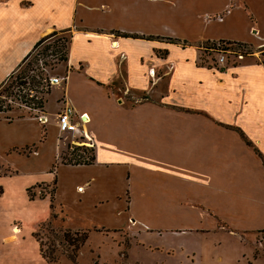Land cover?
I'll return each instance as SVG.
<instances>
[{"label": "crops", "instance_id": "obj_1", "mask_svg": "<svg viewBox=\"0 0 264 264\" xmlns=\"http://www.w3.org/2000/svg\"><path fill=\"white\" fill-rule=\"evenodd\" d=\"M93 1L0 0V88L40 40L66 30L73 36L67 74L53 86L59 90L57 113H49L46 104L39 116L0 113V157L11 165L45 159L42 164L37 160L47 175L41 183L49 185L57 176L58 207L87 204L95 213L112 207L119 214L125 200L128 219L102 230H125L136 239L151 228L159 238H188L217 227L238 238L248 262L264 264V236L259 237L264 232V66L256 61L216 69L199 64V56L180 64L169 55L154 59L155 49L174 45L116 34L175 38L192 28L193 43L233 41L264 54V0H203L200 9L193 0V15L180 9V1H187L180 0L177 10L193 16L194 25L172 17V30L157 26L167 23L171 10L176 13L174 0ZM186 68L193 73L184 75ZM193 74L199 79L194 91L188 79ZM120 78L126 88L114 95L109 85ZM203 78L209 79L205 85ZM130 89L137 96L126 94ZM66 108L72 109L73 120L87 115L84 126L91 140L80 141L91 145L95 161L59 164L53 174L63 154L57 115ZM158 142L163 145L160 158L154 155ZM23 148L32 153L21 154ZM154 158L161 160L155 172L162 177L153 174ZM156 207L172 215L151 219L150 209ZM19 230L12 227L10 237ZM161 244L170 249V242Z\"/></svg>", "mask_w": 264, "mask_h": 264}, {"label": "rangeland", "instance_id": "obj_2", "mask_svg": "<svg viewBox=\"0 0 264 264\" xmlns=\"http://www.w3.org/2000/svg\"><path fill=\"white\" fill-rule=\"evenodd\" d=\"M178 1L180 0H174L176 13L171 10L165 19L167 23L157 27H163L166 30L174 29L175 22H168V19L172 17H179L189 22L187 26L192 27L194 25L190 23L193 16L187 14L185 17L181 15L182 12L180 13L177 10ZM202 1H195L196 8L198 5L200 9ZM93 2L98 4V0ZM179 6L180 9H184L185 12H190L189 14L193 15V0L180 1ZM55 33L39 46L22 65L21 69L0 88V101H2L0 104L3 109L10 110L8 114H11V116L23 114L39 116L44 108H39L38 103L43 99L47 100V111L57 113L59 109L57 103L59 90L53 87L54 85H48L45 80H40L39 77L42 75L44 78L46 76L64 78L67 72L64 68L65 64L58 61L59 54L55 52V48L57 46L62 47L60 49L63 51L70 34L62 31ZM178 35L179 37L175 38L150 35L162 39L148 41H161L174 45L162 50L155 49L154 59L167 58L169 55L168 59L180 64L184 59L191 60L199 56V64L216 66L218 69L264 61V54L253 48H244L245 51L249 52L248 56L236 55L235 52L229 49L224 50L229 45L221 44L218 41H216L218 43L216 45L217 50L206 49L212 41L193 43L194 40H189V38L194 39L195 37L192 28H187L179 32ZM166 39L187 41L189 45L184 48L181 44L170 43ZM139 50H133L132 54H138ZM221 58H223V61H221ZM190 73H193L191 69L186 68L184 70V75ZM25 75L30 78L28 77L25 86H21L19 83ZM32 77H35L37 81H41V84L33 83L31 81ZM188 79H190L194 91V83L199 82V79L196 74L191 75ZM201 80L204 81L205 85V82L209 79L203 78ZM129 82L134 84L131 79ZM126 85L124 78L116 79L109 85V91H113L114 95L119 94V92L122 93ZM48 90L51 91L49 97L45 94ZM130 90L126 94L137 96L136 90ZM128 99L131 100V97ZM262 109L264 110V107ZM154 120L160 122L161 118L154 115ZM155 130H159L156 124ZM260 134L262 138L261 148L264 152V126H262ZM59 140L63 147V154H61L69 162L75 160V158H72V153L78 155L77 159L80 156L90 158L93 154V148L88 142L73 141L69 134L60 133ZM162 149L161 142L154 144V155L158 153L160 158ZM19 152L27 156L32 153L28 152L26 148L21 149ZM36 159L40 161V158ZM37 160L31 158L29 161L23 160L16 163L17 165H11L0 157V191H2L0 195V264H224L226 262L232 264H248L251 262L252 264L253 260L248 262L244 257L246 253L241 251L242 245L239 246L240 241L238 238L217 227L212 232L199 234L193 232L188 238L173 237L169 234L159 238L158 232L151 234V228L147 235L142 234L141 237L136 239L131 238L132 235L130 236L125 230L117 232L102 230V227H111L113 224L117 225L128 219L129 213H124L126 210L125 200L121 201V213L119 214L112 207L110 211L106 210L107 212L104 214H101V209L98 213H95L87 204L82 206L70 204L69 209L66 207L61 208L58 207L59 203L57 204L56 201L55 208L52 211L48 200H39L41 195L46 196L48 194L50 196L54 186L53 182L49 185L41 183L45 181L47 175L45 171L39 169ZM159 162L161 163L160 159H153V174L156 177H162V175L155 172V166ZM39 163H45V159H42ZM54 164L59 165L62 163L57 161ZM66 176L64 172L61 173V178ZM37 182L39 183L35 185ZM32 185L35 186L30 190V194L35 195L36 201L29 202L28 192H25V190ZM125 194L126 192L123 196ZM150 210L151 213L148 216L151 219L168 218L172 215V212L163 214L161 207ZM53 216L55 218H52ZM14 226L19 227L20 230L15 237H10L13 234L12 227ZM77 230L88 232V238L76 251V256H73L71 237H75L73 233ZM66 231L72 233L68 239L64 236ZM260 236H264V232H261ZM167 241L170 242L169 248L171 250L166 248V244H161ZM41 250L57 257L56 261H46Z\"/></svg>", "mask_w": 264, "mask_h": 264}, {"label": "trees", "instance_id": "obj_3", "mask_svg": "<svg viewBox=\"0 0 264 264\" xmlns=\"http://www.w3.org/2000/svg\"><path fill=\"white\" fill-rule=\"evenodd\" d=\"M64 33H69L70 36H69V40L67 41V43L64 45V50L61 51L60 48L62 47H56L55 45V52L59 54V58H58V61H60L61 63H64L66 64L68 62V55H69V44L71 43V40H72V33L70 32V30H66V31H63ZM56 33H53L51 35H49L48 37L40 40L36 45H35V50L41 46L42 44H44L48 39H50L52 37V35H54ZM116 34H119L120 36H123V37H132V38H142V39H147V40H159V39H162L160 37H154V36H148V37H141V36H138V35H129V34H125V33H119V32H116ZM166 41L170 42V43H175V44H181L184 48L189 45V43L187 41H183L181 42L180 40H173V39H166ZM219 43L221 44H227L229 45V47H226L224 50H231L233 52L236 53V55H241V56H248L249 52L245 51L244 48H251V45H248V44H244V43H238V42H233V41H219ZM218 43L216 42H212L210 43V46L209 47H206L207 48H210V49H213V50H217L218 48L216 47ZM258 64L260 65H263L264 66V62L262 61H258ZM202 66H204L203 64H201ZM208 68H216V66H210L208 65L207 66ZM218 69V68H216ZM67 74V72H66ZM12 77V76H11ZM28 75H25L22 77L21 79V82L19 83V85L21 86H25L27 84V79H28ZM40 77V80H45L46 83L48 85L49 84V78L50 77H43L42 75L39 76ZM30 78V77H29ZM31 81L35 84H41V81H37L35 79V77H32L31 78ZM51 86V85H50ZM50 90H48L47 92H45V94H47V96L50 94ZM47 100H41L38 104H39V108H44V103L46 104ZM0 103H2V101H0ZM10 110L9 109H3V107L1 106L0 104V113H3V112H9ZM42 111V110H41ZM10 119V118H9ZM237 131L240 132V134L243 136V138H245L243 132H241V130L237 129ZM246 140V138H245ZM247 144L252 146V144L247 140ZM257 151V150H256ZM258 155L263 159L261 153L259 151H257ZM78 155H75L74 153H72V158H75V160L73 162H69L67 158H65L64 156H61V163L64 164V165H91L93 164V162L95 161V156H94V152L92 154V156L90 158H83L80 156L79 159H77ZM58 167V164H54L53 165V168L51 169V173L55 174L56 173V169ZM53 182V191L51 192L50 196V209L53 211L54 208H55V198H54V193L56 191V186H57V176L54 177V180L52 181ZM33 187H30L27 189V192H28V198L30 201H33L35 200V195H32L30 194V190L32 189ZM2 191H0V195H1ZM45 196L44 195H41L40 196V199H44ZM52 218H55V216H53ZM70 234H72L70 231H66L64 236L66 239H68V237L70 236ZM75 237H71V242H72V246H73V252H72V255L73 256H76V251L80 248V246H82L87 238H88V232L86 231H76L73 233ZM41 253H42V256L43 258L48 261V262H54L56 261V258L55 256H53L51 253H46L44 251L41 250ZM259 256V252H256L254 257L257 258Z\"/></svg>", "mask_w": 264, "mask_h": 264}, {"label": "built area", "instance_id": "obj_4", "mask_svg": "<svg viewBox=\"0 0 264 264\" xmlns=\"http://www.w3.org/2000/svg\"><path fill=\"white\" fill-rule=\"evenodd\" d=\"M221 61H223V58H221ZM64 79L65 78L59 76H53L49 78V83L51 86L60 85L61 83H63ZM57 116L59 130L61 132L70 133L73 137H76L79 140H91L84 126L89 120L87 115L81 114L77 117V120H73L72 109L66 108L63 111L59 112ZM85 118H87V121L85 120Z\"/></svg>", "mask_w": 264, "mask_h": 264}, {"label": "bare ground", "instance_id": "obj_5", "mask_svg": "<svg viewBox=\"0 0 264 264\" xmlns=\"http://www.w3.org/2000/svg\"><path fill=\"white\" fill-rule=\"evenodd\" d=\"M85 120L87 121V118H85ZM88 122V121H87Z\"/></svg>", "mask_w": 264, "mask_h": 264}]
</instances>
